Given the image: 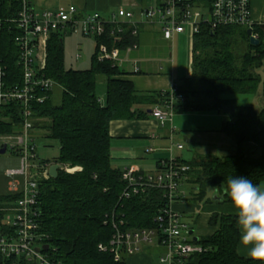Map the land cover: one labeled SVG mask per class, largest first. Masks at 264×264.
I'll return each mask as SVG.
<instances>
[{
    "label": "trees",
    "instance_id": "1",
    "mask_svg": "<svg viewBox=\"0 0 264 264\" xmlns=\"http://www.w3.org/2000/svg\"><path fill=\"white\" fill-rule=\"evenodd\" d=\"M17 8L14 0H0L3 14ZM130 31L125 26L119 38L104 36L95 41L110 52H123L136 42ZM246 32L237 27L212 30L207 24L200 25L198 34L192 37L191 76L174 92L175 97H181L174 101L175 113L221 111L224 106H233V96L239 95L259 93L264 101V79L259 74L264 65V27L254 30L258 34L257 46L250 44ZM62 35L51 33L44 70L45 77L62 90L60 104H52V91L49 92L48 99L35 107L33 129L58 142L59 157L54 164L81 170L73 174L60 170L55 179L39 182L41 232L48 236V254L58 264H126L125 260L115 261L110 253L98 251V245L107 244L112 234L110 226L104 225L106 218L115 214L130 229L155 228L153 220L164 203L157 191L119 201L124 169L111 165L110 124L145 119L147 112L142 106L161 105L171 91L140 93L123 78L125 73L120 69L98 62L97 47L89 69L66 70ZM15 50L12 36L3 30L0 59L17 81ZM98 77L103 78L105 85L103 103L96 95ZM19 113L16 103L0 106V136L17 134ZM222 133L234 141V156H196L186 162L190 167L189 184L195 191L194 202L214 203L207 198V191L213 190L221 198L219 204L230 203L225 189L228 178L235 175L248 177L254 184L264 182V106L259 110L243 107L234 121L225 124ZM14 199L0 198V206ZM209 225L217 226L216 231L199 238L197 244L203 252L193 255L189 264H261L238 255L237 217L213 214Z\"/></svg>",
    "mask_w": 264,
    "mask_h": 264
},
{
    "label": "built area",
    "instance_id": "2",
    "mask_svg": "<svg viewBox=\"0 0 264 264\" xmlns=\"http://www.w3.org/2000/svg\"><path fill=\"white\" fill-rule=\"evenodd\" d=\"M14 1L18 5L17 11L8 10L3 14L0 10V33L6 30L12 36L19 78L17 81L11 78L0 59V106L16 103L20 107V132L15 134L18 136L16 144L10 147L19 157L20 167L6 171L5 175L9 179L20 176L24 181L22 188H19L18 181L10 183L9 190L15 199L0 206L1 220L8 214L12 216L7 223H0V264H58L48 254L50 241L40 226L39 182L50 178V165H35V147L30 135L35 107L44 103L48 93L57 85L44 74L51 33L65 34L69 29L73 34L94 40L104 36L119 38L124 27L129 26L131 36L136 38L140 24L147 23L157 25L162 38L172 41L186 31L193 37L198 34L201 24H207L212 30L223 27L251 30V37L258 40L254 30L264 26L253 20L250 0H209V3L161 0L141 11L139 23L132 22L133 14L123 9L113 14V19L108 22L97 13L81 14L75 6L38 11L31 7L29 0ZM204 8L208 9L207 16L200 12ZM96 47L98 62L111 63L118 69L122 67L123 60L118 51L110 52L97 43ZM136 49L138 44L134 42L123 52L129 54ZM79 57L77 54L76 58ZM133 72L137 73L138 68L133 67ZM175 91L171 90L169 99L151 110V115L162 128L166 122L172 124L174 101L181 98L179 95L175 97ZM171 132H174V127H171ZM149 139L156 140L157 136L151 135ZM172 147L184 148L183 144H171L170 156L158 160L154 173L131 167L125 168L121 176L124 189L119 201L151 191L161 193L164 204L153 220L155 228L130 229L122 219L112 214L104 222L111 228V237L107 244L98 245L99 252L110 253L115 261H122L147 250H159L158 264H189L193 255L203 252V248L189 235L191 230L183 222L182 213L172 210L173 205L186 200L179 189L189 184L190 171L186 162L171 155ZM152 153V148L144 151L146 155ZM60 170L73 174L81 169L60 165ZM46 245L49 246L47 251L43 250Z\"/></svg>",
    "mask_w": 264,
    "mask_h": 264
},
{
    "label": "crops",
    "instance_id": "3",
    "mask_svg": "<svg viewBox=\"0 0 264 264\" xmlns=\"http://www.w3.org/2000/svg\"><path fill=\"white\" fill-rule=\"evenodd\" d=\"M31 7L35 10H49L56 11L60 8H67L68 6H75L81 14L87 13H97L105 21L110 22L113 19V14L120 9L129 11L133 14L132 22H140L141 11L148 6H152L155 3L153 0H29ZM252 18L255 22L264 26V0H250ZM186 33V34H185ZM185 33L175 36L172 41H166L162 38L160 29L155 24L141 23L138 36L134 38L138 44V49L125 54L124 52H119V57L123 60L122 70L125 75L124 79L129 80L133 83L134 88L140 93H156V92H169L172 88H175L176 81L174 75L165 72L162 74V63H169L167 57H162L155 50L159 47L171 48L174 44H178L183 41V38L191 40L189 44V70L188 75L183 80L191 76V47H192V37L186 31ZM96 45V41H95ZM171 58V55H169ZM172 63V62H171ZM133 67L138 68V72H133ZM264 69V67H263ZM262 69V70H263ZM262 70L259 74L262 79H264V73ZM261 72V73H260ZM182 83V82H181ZM260 99V94L257 95ZM256 98V97H255ZM103 103V99H100ZM262 106H264V101L261 100ZM156 106H142V110L147 112V117L142 120L137 121H113L110 124V136L114 138L131 139L143 137L149 131L158 129L156 122L152 119L151 113H148ZM186 113H204L207 119L214 122V125L208 128L199 127L197 131H193L189 136L181 137L182 142L186 145H190L191 152H189V158H186L182 154L171 155L173 157L179 158L182 161L190 162L196 156H214V157H232L236 154V147L234 141L222 133V128L227 123L224 116H220L221 111H208V112H186ZM216 115V116H214ZM176 133L169 131L159 134L156 140L149 139L151 144H162L165 140H169L171 144H181L182 142L174 143L172 136ZM158 142V143H157ZM171 147V145H170ZM169 148L162 149V152L169 153ZM153 153L155 154L154 167H156V162L160 159L168 158L162 157L158 154V150L161 148L151 147ZM173 148V147H172ZM249 145L246 146V149ZM178 150V149H177ZM180 151V150H179ZM183 151V150H182ZM158 152V153H157ZM144 153V152H143ZM143 159V156H138L137 159ZM142 170V169H140ZM145 171V170H142ZM151 172V171H146ZM155 172V171H154ZM152 172V173H154ZM264 185V182L261 184ZM215 192L213 190L207 191V198H211ZM172 210L181 212L183 219L187 214H190L192 218L190 220L194 221L198 225V238H203L212 235L217 226L213 227L209 225V220L213 214L225 215V216H235L236 212L232 208L231 203H205V201L197 202L195 204H175L172 206ZM196 216V218H195ZM199 222V223H198ZM193 231V230H192ZM152 250H147L142 253L136 254L132 257L125 259L126 264H153L150 252ZM237 253L240 257L245 259H252L248 255V250L239 241L237 246Z\"/></svg>",
    "mask_w": 264,
    "mask_h": 264
},
{
    "label": "rangeland",
    "instance_id": "4",
    "mask_svg": "<svg viewBox=\"0 0 264 264\" xmlns=\"http://www.w3.org/2000/svg\"><path fill=\"white\" fill-rule=\"evenodd\" d=\"M200 12H202L204 16H207L208 9H201ZM62 38L64 68L66 70L89 69L91 67L92 57L95 54V40L93 38L83 37L81 34H73L70 32L69 29H66L65 34L62 35ZM190 43L191 40L183 38V41L179 42L178 44H174V46L171 48L159 47L155 49L160 56L168 58L169 63H162L161 66L163 69L162 74H164L165 72H169L174 75L176 86L175 88H172V90L180 87L182 84L181 82H183V79L188 75ZM77 54L80 55L79 58H76ZM169 55H171V58H169ZM261 72L263 74L264 69ZM61 92L62 90L58 85L53 88L51 95V102L53 105L60 104ZM104 93V80L102 77H98L96 95L99 99H103ZM233 100V107L237 109V111L233 115H226L223 112L220 113V116H224L223 118H225L226 122L234 121L236 119L238 111L243 107L252 106L255 110H259L261 107H263V104H261L262 99H260L257 95L233 96ZM206 116L208 115L204 113H174L172 124L166 122L163 128L159 126L158 122L153 117L152 119L156 122L158 129H154L152 131L147 132L145 136L131 139H112L110 147L111 165L119 170L134 167L145 171H156V167H154V159L156 152L154 154L149 155H146L143 152L151 147H157L161 148L158 150V154H160L162 157H169L170 155L166 152H162V149L169 148L171 143L169 140H165L160 145L158 142L157 145L151 144L147 139L148 135L151 136V134L153 133L158 136L159 134H163L164 132L169 131L171 127H174L176 133L174 134V136H172L173 142H182L181 137L189 136L191 132L201 129L199 127H204L206 129L214 125V122L207 119ZM19 132L20 130L16 133ZM30 135L32 137V143L35 147V165L37 166L39 163L43 162L50 163V166L54 165L53 162L59 157L58 142L45 138L43 132L36 128L30 131ZM17 138V135L0 136V150L3 146H6V152L4 154H0V198L12 196L13 193L9 190V185L12 181H18L20 183L19 188H22L23 186L24 179L22 177L18 176L16 179H9L5 175L6 171L16 170L20 167L19 157H17L10 149L12 145L16 144ZM181 144H183L184 147L182 149L183 151H179L175 147H173L172 155L182 154L186 158H189V152L192 151L190 145H186L183 142ZM141 155L143 156V159H137V157ZM179 190L185 194L184 197L186 200L183 203H197L192 200L195 196V191L193 190V186L191 184H186L182 186ZM184 217L185 218L183 219V222L187 225V228H189V230H193V236L198 237L199 224H195L194 221L190 220L192 218L190 214H187ZM11 219V214H8L6 218L2 220L0 219V223L5 224ZM160 252L161 251L159 250H153L149 253L152 258L153 264H158Z\"/></svg>",
    "mask_w": 264,
    "mask_h": 264
},
{
    "label": "clouds",
    "instance_id": "5",
    "mask_svg": "<svg viewBox=\"0 0 264 264\" xmlns=\"http://www.w3.org/2000/svg\"><path fill=\"white\" fill-rule=\"evenodd\" d=\"M225 191L237 215L241 244L264 264V185L235 175L228 178Z\"/></svg>",
    "mask_w": 264,
    "mask_h": 264
},
{
    "label": "water",
    "instance_id": "6",
    "mask_svg": "<svg viewBox=\"0 0 264 264\" xmlns=\"http://www.w3.org/2000/svg\"><path fill=\"white\" fill-rule=\"evenodd\" d=\"M251 30H247L246 34L249 37V42L252 46H257L259 44V41L253 37H251ZM222 112L226 115H233L235 113V108L233 106H224L222 107ZM148 113H151V111H149ZM6 152V146H3L2 149L0 150V154H4ZM60 169V165L59 164H54L51 165L49 167L48 170V174L50 176V178L55 179L58 176V170ZM212 201L214 203H218L219 201H221V198L218 197L217 193H214L213 196L211 197ZM189 235L193 236V231L191 230L189 232ZM193 242L198 243L199 238L197 236H193ZM49 249V246L46 245L43 247V250L47 251ZM40 250L38 249L37 252H39Z\"/></svg>",
    "mask_w": 264,
    "mask_h": 264
}]
</instances>
